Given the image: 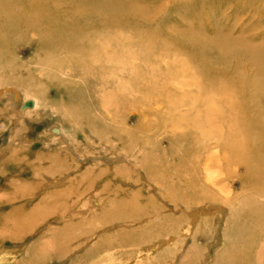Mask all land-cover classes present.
<instances>
[{"label":"rangeland","instance_id":"1","mask_svg":"<svg viewBox=\"0 0 264 264\" xmlns=\"http://www.w3.org/2000/svg\"><path fill=\"white\" fill-rule=\"evenodd\" d=\"M131 1L134 4H140L146 0ZM203 4L200 2L198 6L203 7ZM188 6L182 3L165 10L167 16L164 22L165 27L183 26L182 28H184L186 22L180 19L185 18L188 21L191 18ZM218 12L223 14L217 19L222 29H228L229 22H231L230 27L233 26L232 34L235 37L243 32L245 38L259 41L255 34L264 31V15L262 13L259 14L246 7H236L231 3L220 7ZM37 40L38 38L35 36L30 37L26 40L27 42L23 41L12 49L9 56L6 49L0 48V264H221L219 258L227 251L225 245L228 240L233 239L232 233H228L227 230L233 231V227L237 225L235 224L229 229L231 220H233L236 211L240 214L239 216L245 217V214L250 210L249 201L253 197H249L252 194L250 189L242 191V182L238 178L231 179L229 177V174L234 172L242 177L245 174V168L242 165L232 167L228 163L219 162L216 164L217 155L222 152L223 147L221 143L215 141L218 140L217 138L212 139L209 143L204 137L205 108L201 101H196L197 87L184 85L182 91L179 92L180 89L178 90L177 87L181 88V85L170 83L168 87L170 95L178 97L180 102L185 100V103L181 104L178 109L171 103L166 104L164 97L153 96L147 100L140 93L126 91V89L119 90V86L124 84V81L119 84L118 77L120 76L113 77L110 87L108 86L106 90L102 91L99 86H94L95 80L89 79L86 71L83 74L79 72L78 75L81 77H68V71L70 75L71 69L67 68L68 66L73 68L74 63H68L62 72L53 67V64L49 66L43 63L44 50L36 46ZM137 54H140L141 57L140 60H136L137 62L133 66H130V57L126 58L127 64H124V67H127L126 81L129 79V70L132 72L147 71L157 77L159 70L165 72L170 68V65L175 67L170 63V60L168 64L163 60L164 55ZM146 57L148 60L150 59L151 65H146L143 62L142 59ZM170 57L174 60L184 56L174 57L171 55ZM205 57L206 55L199 57L198 64H195L197 68L202 65ZM115 64H117V68L121 67L118 63ZM144 66H151V68L144 69ZM241 72L247 73L246 68L242 66ZM175 80L182 82L183 78ZM88 81L93 82L90 84L91 88L85 85V82ZM167 86L164 85L162 88L166 89ZM8 89L12 92L11 94ZM151 89L152 87L149 86L148 92ZM15 92H19L17 100L14 97ZM25 93L31 95L30 99L39 101L40 109L38 111L30 110L25 116H21L18 108L22 105L21 101ZM24 100L26 99L24 98ZM238 102L243 108L244 103L245 106L247 103V107L249 105L251 110L258 103L255 102L254 107H251L252 103L249 104L240 99ZM247 107L239 115L247 113ZM171 108H175L177 111H173ZM187 116L194 120L192 128L180 123ZM200 123L202 125H196ZM54 127H59L72 136L71 145L73 144L74 152L70 156V160L73 163L72 165L69 162L66 163L67 161L63 163L73 167V170L76 169L74 172L79 176V180L64 185L65 190L63 187L54 190V192L61 191V194L58 192L54 195L52 190H48L47 194L44 193L27 202V199L37 194L42 182H48L45 178L46 173L50 171V174L53 175L59 171V169L56 170L55 165L60 166V163L52 158L54 155L50 151L51 148L54 150L56 147L63 149V145L66 144H60L55 140L56 137H52L51 130ZM225 127L223 125L222 128L225 129ZM131 135L132 138H130ZM98 146L107 147L108 151L106 150L104 156L111 154L109 151L113 150L120 156H125L126 153L131 158H135L137 155L141 156V159L139 157L141 165L154 167L160 163L158 174L164 181L161 183L170 184L168 189L172 193L168 196L161 193L163 191H160L163 188L161 183L158 184V180L155 181L150 173L146 172L148 178L147 175H144L149 180L148 182L141 181V177L135 173L138 171H132L133 176L130 177V169L124 177L129 178L135 189H133L134 187L129 188L130 192L127 195H125L124 191L127 189H123L124 186H112L110 183H103L100 186L102 189L101 192L99 191L100 195L93 190L85 193L84 187L77 186L76 182L80 179L86 180V175L91 171L98 174L97 171L103 172L109 165L110 167L116 166L119 167L118 170L116 169L118 171L116 175L119 174V177L115 178L116 182L120 184L121 180H124L120 174L122 171H119L121 163H114L117 160L112 158V155H108L107 160H100L103 148ZM89 147L94 148L95 151L91 153L88 150ZM67 148L71 150L69 147ZM67 153L69 154V152ZM78 155L79 158H77ZM148 155L153 158L149 159ZM64 156L65 154H63ZM213 157L214 159L210 161L214 160L215 164L212 166L216 165L212 175L214 178L207 181L208 179L204 177L207 174L203 173V167L206 166V161ZM124 160L126 161L128 158ZM155 160L158 161L155 162ZM47 162L51 164L49 168H44ZM86 162L87 164H85ZM146 167L144 166V168ZM216 169L217 171H215ZM186 170L187 173H185ZM219 172L223 173L222 176ZM84 176L86 178L82 179L81 177ZM107 176L110 179L109 175ZM83 183L89 188L94 186L95 190L98 189L96 185L89 186L90 183L87 181ZM153 186L157 189L154 190ZM220 190H224L221 191L224 195L226 193L230 194L231 198L235 197L236 208L233 209L235 205L226 204L228 208L224 207L225 210L223 207L215 208L216 212H214L215 209H212L214 213L210 212L209 215L206 213L208 212L207 208L203 207V210H197L199 212L196 219L193 220L187 212H193L194 208L192 209L190 206L199 205L198 200L204 199L203 193H207V191L211 194L218 193ZM20 191L22 192L20 193ZM64 193H70L69 197ZM113 195L118 196L115 199ZM160 195L161 198H159ZM25 197L28 198L21 204L14 202ZM62 198H66V200ZM131 198H133V202ZM213 199L220 202L221 198L218 195H213ZM134 200H136L135 203ZM238 200L240 201L238 202ZM177 201L183 204L186 211L176 205ZM96 202L101 203L96 211L98 213L95 212ZM167 203L172 205V209L167 208ZM222 204L219 203L217 206H226L224 203ZM242 204H246V206L241 207ZM23 205H26L27 209L20 211L21 214L17 210ZM138 209L140 210L138 211ZM59 212L61 216H64L62 219H56L57 223L55 224L52 218ZM246 222L243 220L242 223ZM255 224L260 226L261 222H255ZM255 224L250 225L249 229H253ZM159 228L165 233L161 232ZM100 230L102 232L96 235L95 233ZM227 233L230 236L228 240ZM85 236L93 237L91 244L94 245L90 249L78 252V246L81 244L79 241ZM167 239L170 242L162 246V243L168 241ZM95 249H97L96 255L90 256Z\"/></svg>","mask_w":264,"mask_h":264},{"label":"bare ground","instance_id":"2","mask_svg":"<svg viewBox=\"0 0 264 264\" xmlns=\"http://www.w3.org/2000/svg\"><path fill=\"white\" fill-rule=\"evenodd\" d=\"M200 2L204 3L203 7L198 6V3ZM182 3L189 5L188 8L190 9L189 13L191 15V18L188 21L185 18L180 19L181 21L186 22L184 28H182L183 26L165 27L164 22L167 17L165 10H169V8ZM229 3L235 4L236 7H246L255 10L257 13H262L264 15V0H146L144 3L140 4H134L131 0H0V48H3V50L6 49V53H8L9 56L12 49L23 41L25 42L30 37L35 36L38 38L36 46L44 50L43 63L49 66L50 64H53V67L57 68V70H60L61 72L68 63H74L73 68L72 66L71 68L69 66L67 68L68 70L71 69L70 75L68 71V77H81L78 75L79 72L83 74V72L86 71L88 78L95 80L94 86H99L103 91L111 84L113 77L120 76L118 77L119 84L122 81H124V84L121 87L119 86V90L123 91L126 89V91L129 90L131 92L140 93L147 100L153 96L164 97L166 104L171 103L177 109L181 106V104L185 103V100L180 102L178 97L170 95L168 90L170 83L174 82L181 85V88L177 87L178 90L180 89L179 92L182 91L184 85L197 87L196 91L198 92V96L196 101H201L205 108L204 114L206 125L203 127L205 131L204 137L207 141H209V143L212 139L215 140L217 138L218 140L215 141L221 143L223 147L222 152L217 155L218 160L215 161L216 164L219 162L228 163L232 167L242 165L245 168V174L242 177L238 176L235 172L233 174H229V177L231 179L238 178V180L242 182V191L250 189L252 194L249 197H253V199L249 201L250 210L245 214V217L239 216L240 214L236 211L233 220H231L232 223L229 221L231 223L229 229L237 224L236 227H233V231L227 230L228 233H232L234 240H228L230 236L227 233L228 241L225 245V249L227 251L226 253H223L224 256L221 255L219 261L221 264H264V31L259 33L256 32L255 36L258 37L259 41H251L243 36V32L240 33L242 35L239 34L235 37L232 34V32H234L233 26L230 27L231 22H229L228 29H222V26L217 19L223 14L218 11L220 10V7ZM154 24L158 26L153 27L152 25ZM137 53H144L147 56L150 54L164 55L163 60L167 64L170 60V63H172L175 67L170 65V68L166 69L165 72L159 70V76L157 77H155L153 73L147 71L141 72L136 70L132 72L129 70V79L126 81L127 67H124V64H127L126 58L128 56L130 57V66H133L135 65L134 63L140 60L139 58L141 57V55ZM171 55L174 57H184L173 60L170 59ZM205 55L206 57L202 61V65L197 68L195 65L198 64L197 60H199L200 56L204 57ZM4 56H7V54H4ZM142 60L146 65H151L149 63L150 59L148 60L147 57ZM115 63H118L121 67L117 68V64ZM152 63L154 62L152 61ZM242 66L246 68L247 73L241 72ZM148 68H151V66H144V69ZM253 69L254 71H252ZM180 78H183L182 82L180 80H175ZM85 83V85L89 88H91L90 84H93V82L90 83L89 81ZM58 84L60 85V83ZM164 85L167 86L166 89L162 88ZM149 86L152 87L150 92H148ZM92 88L94 87L92 86ZM8 91L10 90L8 89ZM11 93L12 92L10 91V94ZM18 93H14L16 100L19 98ZM137 95L139 96V94ZM30 96V94L25 93L23 97L26 100H24V98V101L22 100L23 102L18 100L19 102L21 101L22 104L20 108H18L21 116H25L30 110L38 111L40 109L39 101L37 99H30ZM238 99L244 100L249 104L252 103L251 107H254L253 105L255 102L258 103L255 105V108H252L251 110L249 105L247 107V103L246 106L244 103V108L241 107ZM245 107H247V113L244 112L242 116L239 115L243 110H245ZM177 109L171 108L173 111H177ZM180 123L192 128L191 125H194V120L192 117L187 116L182 119ZM196 125H202V123ZM223 125L226 126L225 129L222 128ZM52 133V137H56L55 140H57V142L60 144H66L63 145V149L56 147L54 150L51 148L50 151V153L54 155L52 158H55V160H58L60 163V166L57 164L55 165L56 170L58 171L59 169V171L57 173H53V175L50 174V171L49 173H46L47 176H45V178L48 182H42L39 191L36 195H33L32 198H19L14 202H19V204H21L22 202H25L26 199L28 202L36 197H40V195H43L48 190H52V194L54 195L58 192V194H61V191L58 190L57 192H54V190L60 189V187H63L64 185H68L73 181L75 182L76 180H79V176H77V174L75 175L74 172L76 169L73 170V167H69V165H65V163H63L64 161H67L66 163H71V165L73 163V161L70 160V156L74 152L72 147L73 144L71 145L72 136L65 133V131L59 127L52 128L51 134ZM130 138H132V135ZM98 147L103 148V151H101L102 158L100 160H107L108 155H112V158H116L117 160L114 163H121V169L119 171H122L120 174L123 176L124 180H121V183L118 184L115 178L119 175H116L119 167H110L109 165L105 171H97L98 174L91 171L90 174L86 175V180L80 179V181L76 182L77 186L81 185L80 187H84V189H82L85 190V193L89 190H93L96 194H99L102 190L100 189V186H102L103 183H110L112 186H124L123 189H127L124 191L126 192L125 195H127L130 192L129 188L134 187L132 182L129 181V178L126 179L124 177V175H127L128 169H130V177L133 176L132 171H138L135 173L141 177L142 182L149 181L147 179L148 173L152 174L155 181L158 180V184H160L161 181L164 182L161 179L160 174H158V172H160V163L154 167L145 164L141 165L139 161V157L141 159V156L138 157L137 155L135 158H131L126 152L125 156H120L115 154L113 150L109 151L111 154L104 156L107 147ZM114 149H116L115 146ZM88 150L91 153L95 151L94 148L92 149L91 147H89ZM67 152H69V154ZM63 154H65L64 157ZM124 157L128 158V160L125 161ZM77 158H79V155ZM148 158L152 159L153 157L148 155ZM211 159H214V157L209 158L207 161L205 160L207 164L205 163L206 166L203 167V173L207 174L204 176L208 179L207 181L214 178L212 175L213 169L216 165L212 166V164L215 163L214 160L211 162ZM109 161L111 160L109 159ZM157 161L158 160H155V162ZM50 164L47 162L44 165V168H49ZM85 164H87V162ZM138 165L140 166L137 167ZM117 166H119V164ZM144 166L147 167L144 168ZM188 167H190L189 164ZM183 169L185 170L186 168L184 167ZM215 171H217V169ZM185 173H187V170ZM223 173H225V171H223ZM223 173H220V176H222ZM107 175H109L110 179ZM144 175H147V178ZM86 176L81 178L85 179ZM144 177L146 180H143L145 179ZM85 181L90 183L89 186L96 185V188L98 189L95 190V188H93L94 186L89 188L88 186L83 185V182ZM191 181L194 182V180ZM169 185L170 184L168 183H161L163 188H159L160 191L163 190L161 193L166 196L172 193L170 189H168ZM133 189H135V187ZM153 189L156 190L157 188L153 186ZM198 189L196 188V190ZM221 191L222 190L218 193L212 194L211 192L208 193V191L207 193H203L205 196L203 195V200H198L199 205L190 206V208H194L193 212L187 211L189 215H191L192 219H196V215L199 212H197V210H203V207L207 208L208 212L206 213H209L210 215V212L213 214L219 207L228 208L226 204L229 206L235 205V197L231 198V196H229L230 194L225 193L224 195L222 194L224 190L222 192ZM21 192L22 191H20V193ZM66 194L68 195L70 193ZM216 194L221 198L220 202L213 199V195L217 196ZM113 196L116 199L118 195ZM67 197H69V195ZM161 197L162 196L160 195L159 198ZM66 198L63 200H66ZM131 199L133 202V198ZM135 201L136 200H134V203ZM239 201L240 200H238V202ZM14 202L10 203L12 204ZM219 203H224L226 206H217ZM176 205L186 211L181 202L176 203ZM100 206L101 203H95V212ZM166 206L168 209H172V205H168L167 203ZM236 206L237 204L233 209H235ZM243 206H246V204H242L241 207ZM18 209L19 210L17 211L19 212L22 210L25 211L24 209H27V206L23 205ZM92 209L94 211V208ZM212 209H215V211L212 212ZM139 210L140 209H138V211ZM20 213L22 214V212ZM59 213H56L55 217L52 216L55 224L57 223L56 219H62L64 216H61V213ZM43 220L45 221V219ZM243 220L247 222L244 224L242 223ZM259 221L261 222V225L257 226L255 222L258 223ZM253 224H255V227L253 226V229H249V226ZM101 232L102 230L96 232L95 234L99 235ZM92 238L93 237L91 236H85L82 238V240L79 241V244H81L78 246V252L93 247L94 244H91ZM169 242L170 240L162 243V246L168 244ZM96 250L97 249H95L90 256H95Z\"/></svg>","mask_w":264,"mask_h":264}]
</instances>
